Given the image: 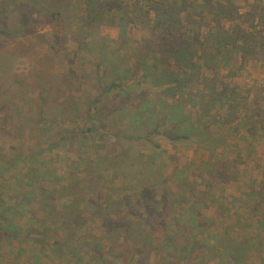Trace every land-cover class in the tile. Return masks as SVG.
<instances>
[{
  "label": "rangeland",
  "instance_id": "374dc122",
  "mask_svg": "<svg viewBox=\"0 0 264 264\" xmlns=\"http://www.w3.org/2000/svg\"><path fill=\"white\" fill-rule=\"evenodd\" d=\"M146 1L141 4V9L140 0H123L125 8L112 11L109 18L103 17L97 24L86 25L82 0H0V31L11 33L9 36L0 34V107L3 108H0V118H8L6 123L3 119L0 123L4 128H0V214L9 224L20 227L17 238L0 237V264H30L33 257L42 264H182L178 261L180 255L160 259L154 251L146 252L142 258L138 254L125 253L128 255L124 259L108 253L110 241L104 224L107 218L102 219L100 213V216L95 215L99 211L95 207L105 203L106 216L120 217L114 206L118 212L129 208H123L121 201H118L120 204L116 202L114 197L122 196L117 189L123 184L131 187L146 185L148 183L143 184L145 178L164 181L163 186L158 185L153 191L157 193L163 187L167 197L173 200L176 212L173 210L171 214L175 220L180 212L188 215V210H193L196 217L198 215L200 222L194 227L188 221L178 225L177 221H165V225L172 226L167 228L168 233L177 232L178 248L194 239L198 243L208 241L214 246L221 244V248L228 242L229 245L238 241L245 244L253 235V238L257 236V229L239 228L245 224L237 207L239 203L226 197L234 195L230 193L234 190L223 192L222 179L211 180L206 169L193 167V160H205L209 143L222 142L217 147L221 150L232 144L230 137L220 134L216 115L212 116L208 127L201 128L199 137L192 136L191 140L194 139L198 147L188 139L168 141L162 131L159 134L161 123H158L157 134L146 136L153 119L142 123L147 128H137L129 120L131 109L137 113L142 100L151 102L148 112L158 108L159 101L164 102L159 107L162 128L170 126L169 130H172V122L169 120L165 125L164 119L173 104H180L179 116L186 112L187 116L196 115L195 107L188 101L193 92L191 87L173 97L163 95L162 90L167 85L159 77L158 58L154 53H146L147 41L154 47L158 39L150 29L154 14L151 10L148 14L151 4ZM200 1L196 0V3ZM225 1L238 13L233 24L245 32L259 33L260 38L255 37V42H263L264 25L260 19L264 18V0ZM196 9L192 14L193 32L205 35L206 28L210 29L213 22L208 12ZM51 12L59 14L54 20L47 21ZM112 14L120 19L111 20ZM182 16L186 18L184 14ZM198 22L200 27L196 28ZM222 24L227 29L230 26L228 22ZM183 30L187 31V26ZM230 55L214 72L207 69L205 75L216 76V82L229 79L230 86L237 88L233 96L239 97L236 102L244 113L245 100L250 93L257 95L252 98L255 110L264 112V59L258 56L239 60L238 55ZM145 66H151V70H146ZM111 83L116 87L101 93ZM96 99L94 112L90 114L91 104ZM255 110L247 108L249 113ZM16 124L22 125L17 132L14 131ZM87 128L93 130L89 132ZM73 133L77 137L71 140ZM118 134L132 139L120 141L115 136ZM63 135L70 137L60 140ZM156 144L160 147H154ZM127 150L130 152L123 170L137 168L140 160L151 162L156 170L148 169L145 163L141 166L144 173L131 171L127 173L130 176L127 181L117 172V165L112 166L114 170L107 169L112 163H121L117 157H122ZM231 151L227 154L233 156ZM209 156L207 164L212 157L218 159L217 154L209 153ZM115 157V161L111 160ZM11 158H15L13 163L9 161ZM77 160L83 164L81 168L76 167ZM90 164L98 166L102 179L92 181L90 174L84 175L83 169ZM66 186L70 187L66 189ZM206 195L210 199L205 198ZM153 196L155 200L159 199L158 194ZM70 201L74 205L68 204ZM246 209L250 212V208ZM131 210L126 215L127 222L135 218ZM69 222L73 223L69 225ZM136 225L130 226L139 228ZM29 228L59 231V238L65 240L63 252L55 254L51 238L47 247L36 243L35 235L27 234ZM120 228H124L123 225ZM260 234L264 239L263 232ZM120 252L118 249L115 253L119 255ZM247 253V264H264V259L260 258L264 255H258L254 247ZM201 256L204 264H219L220 256L222 259L221 252L211 251L204 242L188 260L200 264L202 260L199 262L197 258Z\"/></svg>",
  "mask_w": 264,
  "mask_h": 264
},
{
  "label": "trees",
  "instance_id": "16d2710c",
  "mask_svg": "<svg viewBox=\"0 0 264 264\" xmlns=\"http://www.w3.org/2000/svg\"><path fill=\"white\" fill-rule=\"evenodd\" d=\"M82 1H84L85 3L86 25H90L92 23L97 24V22L98 21L100 22L103 17L109 18V13H111L112 11L114 13V11L118 12L122 10V7L125 8L121 2L123 0H82ZM145 1L146 0H140V6L142 3L145 4L147 2ZM256 1L259 2L261 0H256ZM149 3L151 4V6H148L147 12L149 14V12L151 13L152 11L154 14L153 20L150 21L151 24L150 29L152 35L156 34L158 39L157 42H155L156 46L154 45V47L151 45V42L147 41V44H149L148 45L149 48L146 49V53L149 52V55L151 53H154L157 56L156 58H158L157 65H159V77L160 78L162 77L167 85V87L162 90L163 95H170L171 97H173L176 95V93H181L182 90L186 88L188 89L190 87L193 88L195 85H196L195 88H197L199 83L200 84L205 83L204 81V78L206 77L205 71L207 69H210L209 71L214 72L221 63H225V59L227 58V56L232 53L238 54L239 60L240 59L247 60L250 58L256 59L258 56H260L259 58L264 59V41L255 42V37L260 38V34L255 32L254 33L245 32L244 30H241L239 26H235L233 24V21H236L238 13L235 12L234 8H232V6L229 5V3L225 0H219V1L216 0L214 2L212 0H202L199 3H196V0H179V1L149 0ZM262 6H264V4ZM196 8H200L201 10L208 12L211 17L210 18L211 23L213 22L212 23L213 25L210 24V29L206 28L205 35H201L200 33H199L200 35H198V33L193 32L192 25L194 26L195 24L192 23V19H193L192 14L197 10ZM58 14H59L58 12L48 13L47 21L54 20L55 17L58 16ZM182 14H184L186 18H183ZM197 15H201V13L200 14L198 13ZM112 17L113 18H110L111 20L120 19L118 15H113ZM260 20L262 21L261 23H263L264 25V18H261ZM222 22L225 23L228 22V24L230 25L228 26V29L225 28ZM198 23L199 24H196V28L200 27V22ZM109 24L111 23L109 22ZM184 26H187V31L183 30ZM0 34L8 35V36L11 35L10 32L4 30L0 31ZM37 37L40 36H36V38ZM262 38L264 39V37ZM145 69L151 70V66L149 67L145 66ZM207 80L209 83L213 84L209 88L211 91L210 94L212 96L211 99L212 101H220V103L223 101V103H227L230 112L229 115H231L230 117H232V115L235 117L236 114L244 113L243 108L242 110L239 109V104L236 102L238 101L239 97L237 95L233 96V92L234 91L236 92L237 88H235V86L233 85L230 86L231 84L230 82H228L229 79H226V82L224 83H220L221 89L218 91H215L216 88H214V82H216L214 77L209 78ZM113 87L114 88L116 87L115 83H111L106 89H102L101 93H104L105 91L110 90ZM121 95L126 96L125 94H121ZM96 103H97V99L94 100L91 104V108L89 110L90 114L94 112V107ZM163 103L164 102L159 101L158 108L148 112L151 102L142 100L139 104L138 107L139 111L137 113H133L134 109H131L129 120L135 127L141 128V126L143 127L142 123L144 122L147 123L146 121L153 119L154 120L153 125L150 126L151 130H148L147 133L145 132L146 136L147 134L149 136H153L154 134L158 133L157 128L159 123V117H158V114L160 112L159 107H162ZM171 112H172L171 110L168 111V113ZM147 113L149 116H147ZM255 113L256 116H259L260 113H262V111L258 110ZM245 114H247V108L244 115ZM185 115L181 113V116H179L178 114L179 119L183 118L187 122L188 116L186 115L185 117ZM259 117L262 118L259 124L261 126L262 131L264 132V116H259ZM2 119L4 123H6L8 120V118L6 117L0 118L1 124L3 123ZM230 119L232 120V118ZM21 126H22L21 124H16V126H14L15 129L14 131L17 132L18 129L20 130ZM179 126H181V123ZM0 128L4 129L3 125ZM143 128H147V127H143ZM92 130H93L92 128H87V131L89 132H91ZM181 131L184 133L174 134L171 133L172 132L171 130H169L163 132V135L172 142L179 139H188L191 129L185 127L181 129ZM115 136H117L118 139H120V141L122 140L126 141L132 139V137L130 136H124L121 134ZM71 137H73V139L71 140H74L77 137V134L73 133L71 134ZM68 138H66V135H63L60 137V140L63 139L67 140ZM118 144L120 145L121 143ZM54 147H56V145H54ZM154 147L157 148L159 147V145L156 144L154 145ZM129 152L130 151L127 150L126 152H124L122 157L120 156L117 157L118 158L117 160H121V163L120 162L118 164L112 163L107 167V169L114 170V167L112 166L117 165V169H118L117 172L121 174L122 179H127V181L129 179L128 177H130L127 175V173L131 171L141 172L142 170L141 166L145 165V163L146 166H149L148 169L153 170L154 168L156 170V168L151 162H145L144 160H140V159H138L140 160V162L138 163V165L140 166H138L137 168L131 167L123 170L122 168L125 167V163H126L124 161L127 160L126 155ZM111 160L115 161L116 157L115 159L113 158ZM9 161L10 163H13V161H15V158H11ZM75 165L77 168H81L83 166V164L79 160L75 162ZM97 167L98 166H93L92 164H90L88 168L86 167L87 169H83V172L85 173L84 175L90 174V180L92 179V181L93 180L98 181V178L102 179L100 178L102 177V174L99 173ZM205 169L209 173L208 175L211 180H215L216 178L222 179L223 181L231 180L235 178V173H237L235 168V162L228 165L226 162L218 159L211 160L207 164ZM143 173L144 172H141V174ZM136 177L138 178V175H136ZM144 183H148V184L131 187V186H125L122 183L123 185L117 189V191L121 192L122 196L114 197L116 198V202L121 201L123 203V208L124 207L129 208V209L124 208V210H119L118 212L117 207L114 206L115 213L120 214V217L118 218L117 216L115 218L112 217L110 218V216H106L107 209L106 207H104L105 203L98 206L96 205L95 207V209L99 210V211L95 210L96 211L94 213L95 215L98 214L97 216H100L101 214L102 219L107 218L106 220H104V224L106 226V236L108 238V241H110L109 242L110 247L108 249L109 254L113 256L123 257V259L128 254L129 255L138 254L139 257L142 258L145 256L146 252L154 251L156 253L155 255H157L160 259L164 258L165 256L176 257V255L177 256L180 255L178 261L182 262V264H192L191 262L192 260L189 261L188 257L197 248L200 249V244H203L204 242V243H208L211 251H216L218 252V254H220V252L222 253V259L220 256V260L218 261L219 264H247L245 259L248 255L247 250L250 249V244L246 241L244 242L245 244L238 241V243L234 242L231 243L230 245L228 242L226 246L229 245V247L225 246L220 248L221 244L218 246H214L210 244L208 241L206 242L202 241L198 243L197 240L194 239L191 240L190 242L186 241L187 243L186 245H182L181 248H178L177 241L179 242V240L178 238L176 239L177 232L168 233L167 228H170L172 226L165 225L164 224L165 221L167 222L177 221V225L180 224L182 221H188V224L194 227V225H198V223L200 222L199 218H197L198 215L196 217L194 215L195 213L192 212L193 210L191 211L188 210V215H186V213L183 214L180 212L181 215L178 214L179 217L177 220H175L172 216L173 214L172 211L176 209L174 208L173 200L167 197V193L163 191V187H161V189H159V192L157 193L153 191V189H155L158 185L163 186L164 181L160 180V178L159 179L157 178V180L156 179L153 180L152 178L151 180L145 178L143 184ZM67 187L69 188L70 186H66L65 188L67 189ZM39 189H40L39 192L43 193V190L41 188ZM250 192L251 193L261 192L263 195L264 183H261L258 190L252 189ZM155 194L159 195L158 200H155L153 196ZM257 195H260L262 197L260 193H257ZM205 198L208 197L206 196ZM72 201H70L68 204H71ZM242 201L247 205L248 208H250L249 211H250V216H251L250 220L252 222L251 223L252 226H256L258 223L264 221V210L261 216H258L259 204L263 203L264 202L263 200L256 202L255 198L248 200L246 199L245 196H243ZM118 204L120 203L118 202ZM72 205H74V203H72ZM158 206L159 208H157ZM67 207L68 209L70 208L69 206ZM139 208L142 209L141 212L139 211ZM130 210L134 211L132 213L135 218L131 222H127L126 215ZM102 212L104 214H102ZM72 223L73 222H69L67 224L70 225ZM133 224L134 225L137 224L139 228H132ZM122 225L124 228H120V226ZM252 229L253 231L254 230L256 231L257 228H252ZM19 231H20V227L9 224V222L3 217V214H0V237L17 238L19 236ZM30 233H33V235H35L34 238L35 242L42 244L44 247H47L51 243L55 254H59L63 252L65 240L63 239L61 241V239L59 238L60 236L59 231H51L49 230V228H43L40 230L35 228H29L27 229V234ZM50 238L52 240L49 243L48 239ZM121 247L124 249H121ZM118 249L121 250L119 255L115 253L116 250ZM205 257L206 259H208L207 256ZM197 259H199V262L202 260L200 264H204L203 256ZM226 259H229V261L226 262ZM30 264H42V263L38 260V258L33 257Z\"/></svg>",
  "mask_w": 264,
  "mask_h": 264
},
{
  "label": "crops",
  "instance_id": "0c3cea01",
  "mask_svg": "<svg viewBox=\"0 0 264 264\" xmlns=\"http://www.w3.org/2000/svg\"><path fill=\"white\" fill-rule=\"evenodd\" d=\"M233 55L235 56L238 54L233 53ZM227 66H230V65H227ZM235 67H237V63L235 64ZM205 76H206L204 78L205 83L203 84L199 83L197 88L195 87L191 88V91L193 92H190L191 94L190 99H188V101L189 100L191 101V105L194 106L196 109V115L195 116L193 115L194 118L192 117V114H190L188 116V121L186 122L183 118L179 119V116H178V123L175 125V121H177L176 112H177V109H179V105H180V104L176 105L175 103L172 105L173 107L170 108V110L172 111V114L169 113L168 115H166L167 117L166 119H164L165 121L164 124L168 125L167 121L170 120L172 122V130H171L172 132L171 133H174V134H181V133L183 134L184 132H182L181 129L185 127L190 128L191 132L189 133L188 140H190V142L193 144L194 147H198L199 144L195 142L194 139L193 141L191 140L192 136L195 135L197 137L198 135L199 137L200 135L199 132L201 128L208 127L210 125L212 116L213 115L217 116L215 121L217 122L216 126H218L217 128H219L218 130L221 131L220 134H222L224 137L225 136L230 137L232 144L231 146L229 144V146L226 147L227 148L226 150H224L225 148L221 150V149H218L217 147L218 145H222V142L221 144L220 143L219 144L209 143L208 150L210 154L211 153H213L214 155L217 154L218 160L224 161L228 165L235 162V168L237 172L235 173V178L224 181V183H222V185L220 186H222L221 189L225 193L229 192L228 189L234 190L235 193L234 192H230V193H233L235 196L229 194V195H226V197L229 198V201L233 200L234 202L237 201L239 203L240 207L237 206L239 209V213L243 214V218L245 219V224L242 226H239V228H244V226L246 228H257L258 231H256L257 233H255V235L257 236L253 238L254 237L253 235L252 240L248 243L250 244V248L251 247L255 248V251L258 253V255L263 256L264 248L262 247V241H264V239L261 238L263 237L261 234L260 235L258 234L262 232L264 234V221L261 223H258L256 226H252L251 224L252 222L250 220V217H251L250 212H248V210L246 209L247 205L243 204L242 199H243V196H245L246 199L248 200L255 198L256 202H259L260 200L264 201V193L262 195L263 197L262 198L260 195H257L258 192L256 193L250 192L252 189L258 190L261 183H264V132L262 131L261 126L259 124L260 121L262 120V118H260L259 116H264V114L262 112L260 113L259 116L255 115L256 114L255 112L257 110H255L256 106L254 105V100H252V98H256L257 95L253 94L254 95L253 96L250 93L248 95V98L245 101L247 103L248 110H255V111L253 113L247 112V114L245 115L244 113H240V114H236L235 117L233 115L232 117H230L231 115H229L230 112H229L227 103H223V101L220 103V101L211 100L212 96L210 94L211 91L209 88L213 84L209 83L207 79L213 78V77L215 78L216 76H213V77L212 75H205ZM220 83H224V82H220V81L214 82V88H216L215 91H218L221 89ZM214 110L215 112H213ZM218 110H220L221 112L216 113ZM185 114L187 115V112L183 113V115ZM230 118H232V120ZM160 123H161V126L159 125V132L162 131V134H163V132L169 131L170 126L169 128L166 127L167 130H165L166 128H162L163 120L159 112V124ZM180 123H181V126H179ZM210 128L212 129L213 127H210ZM206 129L209 131L208 128ZM211 131L213 132V130ZM225 139L226 138H224L223 142L225 141ZM180 140L181 139L173 141V142H178ZM199 142H200V139H199ZM160 143H162V141ZM170 144H171V147H175L174 143H170ZM163 148H164V145H162L161 150H163ZM230 149L232 150L231 152L234 153L233 156L227 154L230 152ZM197 150L195 151L197 152ZM209 153L207 152L205 154L206 157L204 161L203 160L201 161L193 160V167L204 170L205 167L207 166L206 161L210 157ZM234 158H237V159H234ZM211 160H214V158L212 157ZM206 196L208 197V199H210L209 195H206ZM206 202L208 201L206 200ZM263 210H264V202L259 204L258 216H261V214L263 213ZM260 258L261 260L264 259V257L263 258L260 257Z\"/></svg>",
  "mask_w": 264,
  "mask_h": 264
}]
</instances>
